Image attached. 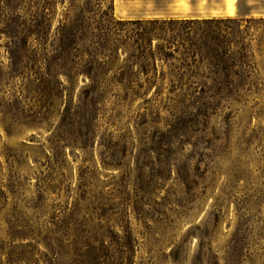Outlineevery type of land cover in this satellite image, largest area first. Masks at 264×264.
<instances>
[{
	"label": "rangeland",
	"instance_id": "1",
	"mask_svg": "<svg viewBox=\"0 0 264 264\" xmlns=\"http://www.w3.org/2000/svg\"><path fill=\"white\" fill-rule=\"evenodd\" d=\"M77 1L94 7L100 44L130 35L112 17L222 19L213 33L224 60L171 49L144 65L121 48L52 66L49 85L45 67L21 65L39 41L23 50L1 2L0 264H35L26 252L78 202L82 228L100 227L122 264H264V0H232L233 16L211 15L221 0ZM68 5L55 3L50 40ZM244 44L247 62L229 61Z\"/></svg>",
	"mask_w": 264,
	"mask_h": 264
},
{
	"label": "trees",
	"instance_id": "2",
	"mask_svg": "<svg viewBox=\"0 0 264 264\" xmlns=\"http://www.w3.org/2000/svg\"><path fill=\"white\" fill-rule=\"evenodd\" d=\"M23 1L0 0V3L3 2V15L7 17L8 26L11 27L10 34H13L16 25L21 27V32L27 39L25 47H23L25 52L27 48L31 47L30 39L35 38L39 41L40 46L31 48V53H25L20 58V62L21 65L45 67L47 71L44 72L42 81L49 85L56 81V76L51 70L52 66L86 65V63L99 62L100 54L105 58L108 56V52H116L121 48L130 52L129 61L142 62L144 65H151L157 59L169 58L172 56L171 49L173 51L174 49L175 51L184 49V53L200 54L203 58L211 61L224 60L218 50L214 48V46H221V40L213 33L214 28L222 22V19L153 17L116 20L115 17H112L111 23L114 24V27L121 25L123 28L119 29L128 31L130 35L123 39H105L100 44V41L95 38L99 36L100 25H94L91 20L95 9L89 1L81 4L77 0H29L26 1L28 5L22 4ZM67 1L69 5L65 20L59 27L57 38L50 40L47 36L51 34L50 14L53 7L55 3L65 4ZM112 8L114 10L115 0H112ZM241 49L238 52V59L230 56L228 60L233 63L238 61L246 63L248 51L245 44ZM65 75L69 78L72 77L69 74ZM74 118L72 114H64L62 123L64 126L73 124ZM75 122L79 126H87L93 122V116H80ZM61 130L62 134L61 132L56 134L58 139L66 138L65 129ZM105 146L111 150L110 154L117 160L115 152L122 151L118 149L119 143L110 141ZM169 146L171 148V142ZM97 201L100 206V195ZM80 204L76 203L68 216L57 221L55 228L49 234L40 240H35V245L43 244L45 249L39 253V249L34 245L33 250H28L26 253L29 254L28 258L31 261L35 264L40 261L45 264H122L120 256L115 255L112 251L113 248L108 244L109 242L100 238L104 235L100 233V227L97 229L82 228L84 223L80 216ZM125 238H127V244L135 248L136 239L132 233L131 235L129 233V237ZM35 250L37 251L36 256L39 254V258L34 256Z\"/></svg>",
	"mask_w": 264,
	"mask_h": 264
},
{
	"label": "crops",
	"instance_id": "3",
	"mask_svg": "<svg viewBox=\"0 0 264 264\" xmlns=\"http://www.w3.org/2000/svg\"><path fill=\"white\" fill-rule=\"evenodd\" d=\"M202 2L203 1H205V0H201ZM233 1L231 0H221V6H220V8L218 9L219 11V13L218 14H211V15H221V16H233V15H235V13H236V11H235V13L232 15L230 12H229V6L232 4L233 5V3H232ZM237 2H240V0H237ZM234 6V5H233ZM115 8L117 9V0H115ZM235 8V7H234ZM259 14H262V15H264V8H263V10L259 13ZM210 15V16H211ZM184 17H189V18H201V17H203L202 15H199V14H197V15H190V16H184ZM204 17H208V15H204ZM128 18H136V19H138V18H144V17H142V16H130V17H128Z\"/></svg>",
	"mask_w": 264,
	"mask_h": 264
},
{
	"label": "bare ground",
	"instance_id": "4",
	"mask_svg": "<svg viewBox=\"0 0 264 264\" xmlns=\"http://www.w3.org/2000/svg\"><path fill=\"white\" fill-rule=\"evenodd\" d=\"M229 12H230L232 15L235 13V8H234V6H233L232 4L229 6Z\"/></svg>",
	"mask_w": 264,
	"mask_h": 264
}]
</instances>
